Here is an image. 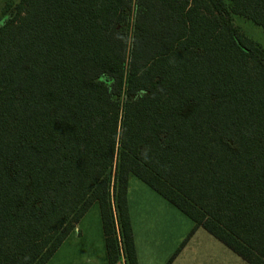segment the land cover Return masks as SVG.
Returning <instances> with one entry per match:
<instances>
[{
    "label": "trees",
    "instance_id": "obj_1",
    "mask_svg": "<svg viewBox=\"0 0 264 264\" xmlns=\"http://www.w3.org/2000/svg\"><path fill=\"white\" fill-rule=\"evenodd\" d=\"M3 13L0 264H48L94 204L111 264H137L131 177L264 264V47L233 22L264 29V0H19Z\"/></svg>",
    "mask_w": 264,
    "mask_h": 264
},
{
    "label": "rangeland",
    "instance_id": "obj_2",
    "mask_svg": "<svg viewBox=\"0 0 264 264\" xmlns=\"http://www.w3.org/2000/svg\"><path fill=\"white\" fill-rule=\"evenodd\" d=\"M18 2L0 0V18L7 3ZM233 22L242 35L264 47V29L243 17L235 16ZM127 205L137 264H248L205 229L195 228L189 217L136 177L130 178ZM115 233L118 242L117 223ZM124 263L129 264L127 256L118 255L117 264ZM48 264H111L98 204Z\"/></svg>",
    "mask_w": 264,
    "mask_h": 264
},
{
    "label": "crops",
    "instance_id": "obj_3",
    "mask_svg": "<svg viewBox=\"0 0 264 264\" xmlns=\"http://www.w3.org/2000/svg\"><path fill=\"white\" fill-rule=\"evenodd\" d=\"M78 226V225H77ZM76 231H77V227H76V229H75ZM75 232V231H74ZM124 261V260H123ZM125 264V263H124Z\"/></svg>",
    "mask_w": 264,
    "mask_h": 264
}]
</instances>
